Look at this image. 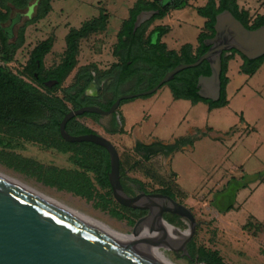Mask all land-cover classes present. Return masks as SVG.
I'll use <instances>...</instances> for the list:
<instances>
[{
    "label": "rangeland",
    "instance_id": "obj_1",
    "mask_svg": "<svg viewBox=\"0 0 264 264\" xmlns=\"http://www.w3.org/2000/svg\"><path fill=\"white\" fill-rule=\"evenodd\" d=\"M137 1L53 0L51 13L26 29L24 46L7 66L18 75L34 47L54 37L53 48L45 56L44 64L46 70L55 68L62 61L69 29H78L84 22L97 17L100 10H105L109 16L107 30L80 41L77 66L62 83V88L73 83L76 71L82 67L95 66L99 73L108 71L118 62L114 50L122 22L129 17V10ZM26 20L22 17L19 27ZM178 20L166 39L168 46L195 45L203 19L188 12ZM243 63L239 55H234L228 63V105L225 107L210 111L204 103L191 104L175 99L167 86L121 107L120 115L125 120L136 121L151 115L145 125V133L151 134L146 137L148 141L157 138L169 141L186 136L190 128H205L203 133L197 131L193 146L169 158L156 155L149 162L140 163L139 156H132V144L136 139L132 132L113 136L89 120L83 121L115 145L128 177L140 180L148 193L167 189L170 198L191 211L196 226L189 244L218 251L224 264H264V62L252 76L242 72ZM19 76L34 85L26 76ZM44 94L61 95L58 90ZM0 142V172L120 235H132L139 218H134L131 224L127 219L112 216L98 198L88 201L51 187L30 169L26 173L14 157L31 159L43 166L74 169L69 154L25 141L3 130H0ZM180 220L183 226L177 228L188 230V224ZM161 251L174 264H201L187 259L181 251Z\"/></svg>",
    "mask_w": 264,
    "mask_h": 264
},
{
    "label": "trees",
    "instance_id": "obj_2",
    "mask_svg": "<svg viewBox=\"0 0 264 264\" xmlns=\"http://www.w3.org/2000/svg\"><path fill=\"white\" fill-rule=\"evenodd\" d=\"M52 1L0 0V63L2 64H0V130L25 141L39 143L61 154H69V160L75 166L74 169L43 166L34 160L14 156L17 162L20 161L26 173L30 169L49 186L65 190L88 201L98 198L110 210L112 216L127 219L129 223L134 224V218H141L146 212L121 206L114 201L108 179L110 161L106 150L87 142H65L61 138L58 128L61 120L71 110L87 106L88 99L82 100L81 97L89 84L96 79L95 77L102 80L119 70L121 71V75L117 79L119 85L136 77L135 87L147 91L154 88L168 72L178 65L195 63L208 51L209 48L205 46V42L214 37L215 20L220 13L226 10L230 11L249 30L264 26V17L258 16L252 20L247 11L239 9L237 0H207L205 6L197 9V14L207 20L204 31L198 37L199 46L194 50L191 45L186 44L179 52H176L168 50L166 45L161 42V38L167 33V28L158 27L152 31H149V28L155 20L164 18L170 11L188 7L189 0H170L171 3L164 8H161V0H138L130 8L129 17L122 22L118 33V44L115 47L114 56L119 58L120 63L113 65L103 73H99L95 66L82 67L72 86L63 90L61 95L49 97L48 94H44L38 89L42 88L47 90V93H53L44 86V80H56L60 87L77 66L80 41L93 34L105 32L109 20L106 11L100 10L98 17L83 23L79 29H70L65 37L66 48L61 63L50 71H46L44 75L43 67L38 70L36 61L39 60L42 65L43 58L53 48L54 37H49L36 45L23 70L18 75L14 74L7 65L14 61L16 53L24 46L26 29L45 19L52 11ZM145 11H158L159 13L134 32L137 16ZM22 17H26L27 20L19 27ZM234 55H239L243 59L244 63L241 69L248 76L254 75L264 62V56L256 60H248L235 50L224 52L220 77L221 95L218 101L205 100L198 95L199 78L211 75L210 65L206 61L197 67L179 72L165 86L169 87L175 99L187 100L192 104L204 103L210 111L225 107L228 105L226 93L229 83L228 63ZM128 63L131 65L128 66ZM35 72L39 74V79L35 78ZM19 75L26 76L34 85L26 83ZM73 91L76 92V95L72 94ZM128 101L131 100L122 103ZM46 112L54 113L52 122L49 124L51 128L42 124L46 119ZM83 117L94 118L95 115L87 113L79 116L81 119ZM76 119L71 120L77 125L74 132L66 128L69 134L73 136L95 134L92 128L80 124ZM0 145H2L1 142ZM185 145L192 146L193 141L182 138L175 145L166 146L167 154L178 151ZM143 148L142 145H139L135 152L140 155ZM141 159L140 163H146L151 158L143 156ZM125 172L123 163L120 161L121 183L128 195H131L133 191L128 187L129 183L138 185L141 191L148 193L140 180L128 177ZM166 190L162 189L159 193L169 196ZM165 220L175 227L183 226L177 216L165 215ZM189 255L187 259L197 260L201 264H224L218 251L207 250L204 247L196 248L194 243L189 245Z\"/></svg>",
    "mask_w": 264,
    "mask_h": 264
},
{
    "label": "water",
    "instance_id": "obj_3",
    "mask_svg": "<svg viewBox=\"0 0 264 264\" xmlns=\"http://www.w3.org/2000/svg\"><path fill=\"white\" fill-rule=\"evenodd\" d=\"M168 3L163 4V8ZM158 11L140 13L134 24V32L145 22L157 15ZM215 35L205 42L209 49L193 64H180L168 72L151 90L128 94L118 98L108 111L96 106H86L68 112L59 124L61 138L68 143H92L106 150L109 155L108 174L114 201L121 206L147 211L133 227V236L139 235L145 222L150 218L169 224L165 215L177 216L188 222L189 236L180 246L169 247L174 252L186 250L195 231V218L185 206L162 193L140 192L128 195L121 183L120 158L116 147L98 134L70 135L66 125L75 117L84 114L100 116L114 115L121 102L150 96L168 84L181 71L199 66L204 61L211 68L209 77H200L198 95L205 100L218 101L221 95L222 56L235 50L248 60L264 56V26L255 30L247 29L230 11L217 15ZM58 81L46 83L53 87ZM162 147H157L160 151ZM152 241L135 246L105 228L59 203L0 174V264H169L155 255L151 249L159 245L157 237ZM167 247V246H166Z\"/></svg>",
    "mask_w": 264,
    "mask_h": 264
},
{
    "label": "crops",
    "instance_id": "obj_4",
    "mask_svg": "<svg viewBox=\"0 0 264 264\" xmlns=\"http://www.w3.org/2000/svg\"><path fill=\"white\" fill-rule=\"evenodd\" d=\"M193 1L189 0V6L188 7L184 8V9H181V10H172L164 18L157 19L151 24V26L149 28V31H152L153 29L158 28V27L167 28V33L165 35H163V37L161 38V42L166 45L168 50L179 52L184 45L189 44V43H184V44H181L180 46H178L176 48H171V47L168 46V42H167L166 39L171 34V32L173 31L174 26H175L174 25L175 21H179L178 20L179 17H181L182 15H185L188 12L197 14V9L200 8V7L205 6L206 3H207V0H195V1H197L198 4L194 5ZM237 4H238L240 10H244V11H247L249 13V15H250L252 20H254L258 16H263L264 17V0H237ZM191 11H193V12H191ZM202 19H203L202 24H201L202 26L200 25L198 27L199 33H198V36H197L196 44L195 45L189 44V45H191L193 47L194 50L199 46L198 37L205 29L204 27H205V23H206L207 20L205 18H202ZM65 47H66V43H65ZM226 56H229V54H226ZM116 58L118 59V62H116L115 64H119L120 60H119L118 57H116ZM115 64H113V65H115ZM168 89H169V87H168ZM139 92H143V88L142 89L141 88L137 89L135 87V84H134V85L129 86L126 89H124L120 94L121 95L122 94H127L128 95V94H135V93H139ZM132 100H134V99H132ZM125 104L130 105V101H128L126 103H121L119 108H118V110L116 111V113L114 115H109V116H105V117H114L116 119V121H118L120 132H117V134H114V135L121 136V135L125 134V132H132V135L136 137L135 141L132 144V154H133L132 156H135V155L139 156V154H137L135 152V149L139 145H142L143 147H147V146L151 145L153 142L158 141V142L162 143L163 147L166 149V146H173V145H175V143L178 140H180L182 138H185L187 140H192V141L196 140L197 138L195 136L197 134V131H200V133H203L205 131V128H203L202 130H199V129H196V128H190L189 131H188L189 133L186 136H183V137H179V138H176V139H173V140H169V141H167L165 139L162 140L160 138H157V140L148 141V140H146V137H149V135H151V134L150 133H145V125L150 121L151 115L150 114H148L147 116L144 115V117L142 119L136 120V121H131L130 118L128 120H125V117L120 115V109H121V107L125 108V106H126ZM119 122H120V124H119ZM190 147H191L190 145H185L180 150H186L187 148H190ZM180 150L175 151V152H173L171 154H163V153L160 154L159 152H156V153H159L160 156L169 158L174 153H178ZM153 151H158V150H153Z\"/></svg>",
    "mask_w": 264,
    "mask_h": 264
},
{
    "label": "flooded vegetation",
    "instance_id": "obj_5",
    "mask_svg": "<svg viewBox=\"0 0 264 264\" xmlns=\"http://www.w3.org/2000/svg\"><path fill=\"white\" fill-rule=\"evenodd\" d=\"M166 2L168 4L171 3L170 0H161V8H163L162 6ZM44 59H45V57L43 58L42 65L40 64L39 60L36 61L38 70H40L41 67H43V75L46 71H50V70H46L45 64H44ZM129 65H131V64L128 63V66ZM78 71L79 70L76 71L74 79L76 78ZM120 75H121V71L118 70V71H115L112 76L105 77L102 80H98V78L95 77L96 79L93 80L89 84V86L85 90L84 95L81 97V99L82 100H85V98L88 99L86 102V103H88L87 106H96V107H99L100 109H102L104 111H108L118 98L127 95V94L121 95L120 93L124 89H126L127 87L134 85L136 82V77H133L129 81L119 85L117 82V79L119 78ZM34 76L36 79H39V77H40L37 72H35ZM44 77H46V76H44ZM53 81H56V80L47 79V80H44V84L51 83ZM44 86L50 92H54L56 90V88H58L57 90L60 92V94H63V90L70 87L69 86L67 88H62V85L60 87H58L59 83L56 85H53V87H47L46 85H44ZM71 86H72V84H71ZM38 89L44 93L45 92L47 93V90H45V89H42V88H38ZM72 94L76 95V92L73 91ZM108 106H109V108H107ZM84 107H86V106H84ZM73 110H77V109H73ZM53 116H54L53 112H46V119L43 120L42 124H45L46 126H48V128H51L50 127L51 125H49V124L52 122ZM75 118H77L76 120L80 124H84L87 127L91 128V126L89 124H87L83 121V119H87L90 121V123H92V125L100 127L106 134H109V135H114V134H117V132H120L118 121H116V119L114 117H105V116L95 115L94 118H84V117L82 119L79 117H75ZM119 124H120V122H119ZM66 128H69V130L71 132H74L75 129H77V125L75 123H72L71 121H69L68 124L66 125ZM94 132H95V134H98L95 130H94ZM157 147H162V149L160 151H153V150H157ZM156 152H159L160 154H162V153L167 154L166 153L167 149H165L163 147L162 143L155 141L151 145L144 147L143 150L140 152L139 157L142 158L143 156H148V157L152 158L153 156H156L159 154ZM128 185L133 190L132 194L130 196H135V195L139 194L140 192H142L138 185H135L132 183H129ZM145 212H146V214H144L142 217L147 215L148 212L147 211H145ZM189 245H190L189 243H187V245H186V250L188 253H189ZM181 253L183 254L184 252L181 251Z\"/></svg>",
    "mask_w": 264,
    "mask_h": 264
},
{
    "label": "bare ground",
    "instance_id": "obj_6",
    "mask_svg": "<svg viewBox=\"0 0 264 264\" xmlns=\"http://www.w3.org/2000/svg\"><path fill=\"white\" fill-rule=\"evenodd\" d=\"M1 175L51 199L50 197L38 192L37 190L33 189L32 187L24 184L23 182L15 179V178H12L10 177L9 175L7 176L6 174L0 172ZM53 200V199H51ZM55 201V200H53ZM56 202V201H55ZM58 203V202H57ZM60 204V203H59ZM62 205V204H60ZM64 206V205H62ZM66 207V206H64ZM68 208V207H66ZM70 209V208H68ZM72 210V209H70ZM74 211V210H72ZM76 212V211H74ZM80 215H82L83 217L89 219L90 221L96 223L97 225L105 228L106 230L112 232L113 234L119 236L120 238L126 240L127 242L135 245V246H139L142 244V242H148V241H152L153 239L155 240L154 237H157V241L159 243V245L156 244V246H154L152 249H151V253L152 255H155L163 260H166L169 264H174L173 262H171L166 256L165 254L161 251V249H166V250H169V247H176V246H180V244L189 236L190 234V230H185V231H182V230H176L174 229L173 227H171L170 225H168L166 222L164 221H161V222H157L155 221L154 219H156L155 217L154 218H150L147 220V222L144 223L143 227H142V230L140 231L139 235L137 236H133V235H127V236H132V237H127V236H124V235H120L118 234L117 232L113 231L112 229H110L109 227L103 225L102 223L94 220V219H91L79 212H76ZM188 223V222H186ZM167 246V247H166Z\"/></svg>",
    "mask_w": 264,
    "mask_h": 264
}]
</instances>
